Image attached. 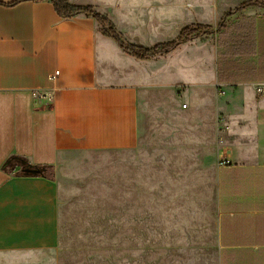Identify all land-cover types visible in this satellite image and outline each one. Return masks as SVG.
<instances>
[{"label": "crops", "instance_id": "crops-1", "mask_svg": "<svg viewBox=\"0 0 264 264\" xmlns=\"http://www.w3.org/2000/svg\"><path fill=\"white\" fill-rule=\"evenodd\" d=\"M14 1L0 0L3 264L60 246L59 175L87 154L138 147L145 88L128 69L135 58L106 37L94 18L63 19L46 0L8 5ZM67 1L96 10L100 5L107 15L105 6L141 11V39L149 46L163 43V32L168 33L175 19L212 26L211 40L193 45L201 49L202 59L214 64L209 87L223 94L220 101L253 103V115L244 110L238 118L252 121L256 136L241 133L222 157L229 164L217 170L215 240L209 255L216 264H264V95L260 102L255 97L264 84V0L240 10L257 0ZM123 13L112 12L116 22L127 19ZM165 13L170 19L162 17ZM204 15L209 20H202ZM233 24L234 30L219 42V34ZM29 169L39 173L28 174Z\"/></svg>", "mask_w": 264, "mask_h": 264}, {"label": "rangeland", "instance_id": "rangeland-1", "mask_svg": "<svg viewBox=\"0 0 264 264\" xmlns=\"http://www.w3.org/2000/svg\"><path fill=\"white\" fill-rule=\"evenodd\" d=\"M96 8L100 12L102 6ZM105 10L126 42L154 47L157 41L149 46L141 39V11ZM117 11L127 19L116 22L112 12ZM180 21L167 26L161 42L177 40L185 26H198ZM199 40L207 42L211 34L168 55L135 58L128 69L145 86L138 147L93 152L64 169L59 175L60 246L30 259L18 257L16 264H216L209 253L215 240L217 170L241 133L256 136V125L238 118L244 110L252 116L255 108L240 100L220 101L223 94L209 87L214 64L193 46ZM255 97L257 102L263 98Z\"/></svg>", "mask_w": 264, "mask_h": 264}, {"label": "trees", "instance_id": "trees-1", "mask_svg": "<svg viewBox=\"0 0 264 264\" xmlns=\"http://www.w3.org/2000/svg\"><path fill=\"white\" fill-rule=\"evenodd\" d=\"M22 1H26V0H16L8 5L14 6ZM46 1H50L53 4L57 14L63 19H72L81 15L90 16L94 18L101 25L104 35L106 37L113 39L124 53L140 61L150 60L152 57H156V56L168 55L171 52L178 49L181 45L187 43L188 41L202 37L204 35L212 34L213 32L210 28L204 27L203 25H198L197 27H186L182 30L177 40L160 43L152 48H146V47L138 46L136 44H132L130 42H126L123 39L121 33L118 32L116 27L111 23L110 19L105 14L98 12L96 9H94L91 6L72 5L67 0H46ZM261 4L263 3L260 0L245 3L241 7H239L238 10L244 9L252 5H261ZM232 14L233 12H230L227 15V17L231 16ZM235 26L236 24H233L229 28H226L223 32H221L219 34V42L222 38V35L224 33L233 31ZM223 28H224V24L223 22H221L219 24V29L221 30Z\"/></svg>", "mask_w": 264, "mask_h": 264}, {"label": "built area", "instance_id": "built-area-1", "mask_svg": "<svg viewBox=\"0 0 264 264\" xmlns=\"http://www.w3.org/2000/svg\"><path fill=\"white\" fill-rule=\"evenodd\" d=\"M257 93L262 96L264 95V84L257 87ZM226 164H229V161L227 159L220 161V165H226Z\"/></svg>", "mask_w": 264, "mask_h": 264}, {"label": "water", "instance_id": "water-1", "mask_svg": "<svg viewBox=\"0 0 264 264\" xmlns=\"http://www.w3.org/2000/svg\"><path fill=\"white\" fill-rule=\"evenodd\" d=\"M30 170V169H29ZM29 173L28 174H38L39 173V171L38 170H36V169H32V170H30V171H28Z\"/></svg>", "mask_w": 264, "mask_h": 264}]
</instances>
